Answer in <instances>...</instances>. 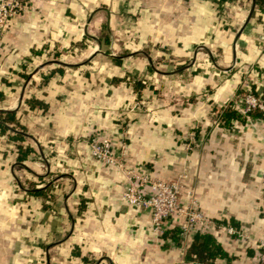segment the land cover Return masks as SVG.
<instances>
[{"label":"crops","instance_id":"obj_1","mask_svg":"<svg viewBox=\"0 0 264 264\" xmlns=\"http://www.w3.org/2000/svg\"><path fill=\"white\" fill-rule=\"evenodd\" d=\"M23 1L0 38V264H192L195 233L225 252L213 264H256L264 118L225 127L216 112L239 113L248 93L264 102V12L253 0ZM94 138L114 164L91 156ZM17 144L30 148L20 160ZM131 174L178 182L179 204L191 191L210 224L177 243L183 216L153 229L121 197Z\"/></svg>","mask_w":264,"mask_h":264},{"label":"built area","instance_id":"obj_2","mask_svg":"<svg viewBox=\"0 0 264 264\" xmlns=\"http://www.w3.org/2000/svg\"><path fill=\"white\" fill-rule=\"evenodd\" d=\"M23 0H0V38L9 19L24 11ZM1 50V42H0ZM258 110L264 118V102L252 94L244 95L239 103L238 111L246 115L251 110ZM90 154L93 158L106 163H115L114 148L107 138H94L89 144ZM181 185L178 182H164L159 179H149L144 174H131L124 184L121 197L123 201L134 208L147 209L150 212V223L153 229L158 230L168 219L181 215L180 234L184 235L194 230H202L210 224L197 209L191 191H186L184 205L179 204ZM229 234L236 231L230 226H224ZM258 251L256 264H264V238L256 242Z\"/></svg>","mask_w":264,"mask_h":264},{"label":"trees","instance_id":"obj_3","mask_svg":"<svg viewBox=\"0 0 264 264\" xmlns=\"http://www.w3.org/2000/svg\"><path fill=\"white\" fill-rule=\"evenodd\" d=\"M227 0H217L218 3H222ZM254 8L264 12V0H253ZM138 87L141 86V83H137ZM217 113V123L221 126L228 127L230 125V122L233 120L243 121L245 116L238 113L236 110H234L229 104L225 105L224 107L218 109ZM253 112H249L246 115H252ZM4 117L7 120H14V113L13 112H5L3 113ZM6 129L5 126H3L0 123V131H4ZM12 138L16 140H20L23 138V134L20 132H14L12 134ZM15 149L17 152V160H20V158L24 157L27 152L30 151V148L24 147L22 149V146L17 144L15 145ZM46 189V188H45ZM29 193L34 195H43L45 193L44 188L43 189H36L31 188ZM163 236L167 235L166 231H163ZM180 235V229L175 228L169 234L171 240L177 243V236ZM215 258H226L225 252L220 247L219 243L215 240V238L207 233H195L193 236V239L189 246L187 247L184 259L185 261H190L192 264H213V261Z\"/></svg>","mask_w":264,"mask_h":264}]
</instances>
